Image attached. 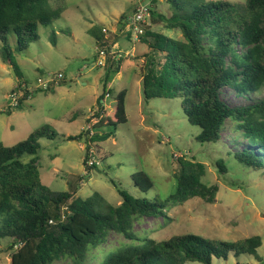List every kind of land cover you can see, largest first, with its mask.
<instances>
[{
  "label": "trees",
  "instance_id": "trees-1",
  "mask_svg": "<svg viewBox=\"0 0 264 264\" xmlns=\"http://www.w3.org/2000/svg\"><path fill=\"white\" fill-rule=\"evenodd\" d=\"M49 2L0 0L3 60L19 77L18 88L23 92L17 109H22L35 92H54L63 84L61 80L45 90L29 91L9 45V35L14 34L15 51L26 50L30 43L39 40L40 25H50L61 17L63 9H51ZM166 2L171 14L162 15L151 9L152 22H164L169 30H179L182 38H169L150 30L141 35L140 40L163 53L165 58L159 69L154 68L153 61L148 64L144 93L148 97L182 99L188 121L201 129L197 137L201 143L220 141L224 127L232 121L237 132L232 142L242 139L246 143L242 150L234 151V157L246 166L264 169V99L241 105L228 101L225 96L230 89L237 98L249 99L264 89V0L238 4L229 0ZM89 32L100 48L111 47L103 29L93 28ZM120 61L108 58L104 65L105 86L97 100L96 128L127 121L126 90L117 95L112 113L103 103L110 94L107 82L114 72H119ZM10 109L9 113L15 108ZM58 135L46 124L14 145L0 143V244L11 240L12 264H55L63 259L86 264L90 252L105 244L111 233L123 235L132 244L111 251L100 264H212L214 257L228 259L231 252L236 256L257 255L262 246L261 236L231 242L182 234L163 241L147 238L136 244L139 241L135 231L137 221L144 217H167L171 202L201 198L212 203L219 186L202 181L204 166L200 165L202 172H199L190 163H184L175 175L176 189L166 200L136 198L121 189L118 192L122 201L116 206L99 193L82 200L76 198L78 190L73 182H69L72 190L60 192L41 181L39 140H54ZM110 136V133L95 134L89 130L86 135L83 132L69 135L65 140L88 143L87 165L93 156L91 144L96 138ZM26 156L30 157L28 161L24 159ZM217 166L220 172H225L223 160ZM88 167L92 169L96 164ZM132 179L141 191L153 187L152 179L143 171L132 175Z\"/></svg>",
  "mask_w": 264,
  "mask_h": 264
},
{
  "label": "rangeland",
  "instance_id": "rangeland-1",
  "mask_svg": "<svg viewBox=\"0 0 264 264\" xmlns=\"http://www.w3.org/2000/svg\"><path fill=\"white\" fill-rule=\"evenodd\" d=\"M49 1L51 9H63L61 17L50 25H40L39 40L30 43L26 50L15 51L17 37L14 34L9 35V45L29 91L37 88L39 78L46 79L53 73L63 74V84L54 92H35L22 109L15 108L9 113L12 93L15 90L22 95L23 92L18 88L19 77L3 60L0 40V143L14 145L27 139L36 129L50 125L59 135L54 140H39L42 183L54 191L64 192L73 189L69 186V182H73L78 190L76 198L85 200L99 193L115 206L122 201L118 189L136 198L166 200L176 189L175 175L184 163H190L199 172L204 166L202 181L209 186H219L215 201L193 198L183 203H169L167 217H144L136 222L139 239L136 244L147 238L163 241L182 234L231 242L261 236L262 246L257 255L236 256L231 252L228 259L214 257L212 264H264V169L246 166L234 157V151L242 150L245 143L242 139L232 142L237 137L234 123L227 122L220 141L201 143L197 140L201 129L188 121L182 99L148 97L144 93L148 64L153 61L154 68L159 69L165 58L148 43L135 40L132 33L125 34L124 29L140 2L169 16L171 11L166 0ZM229 1L238 4L246 0ZM93 28L105 29L104 35L110 43L118 39L124 53L120 61L122 67L107 82L110 94L103 103L112 113L117 95L126 90L127 121L102 129L94 125L106 70L96 65L100 47L89 32ZM145 28L169 38H182L179 30H169L164 22L154 24L151 16ZM21 83L24 87V82ZM225 96L235 104H255L264 99V89L250 95L249 99L237 98L230 89ZM89 130L111 136L95 139L90 148L93 156L86 165L88 143L65 138L82 132L86 135ZM220 160L226 165L224 173L217 166ZM93 164L96 167L93 168ZM140 171L153 181L148 191H141L134 184L132 175ZM10 243L11 240L6 239L0 244V264H12ZM129 244L132 241L123 235L111 233L105 244L90 252L86 264H100L108 253ZM55 264L74 263L63 259Z\"/></svg>",
  "mask_w": 264,
  "mask_h": 264
},
{
  "label": "built area",
  "instance_id": "built-area-1",
  "mask_svg": "<svg viewBox=\"0 0 264 264\" xmlns=\"http://www.w3.org/2000/svg\"><path fill=\"white\" fill-rule=\"evenodd\" d=\"M150 16L151 9L149 7V4L144 2L138 3L133 10L132 17L127 19V24L125 25L124 33H132L134 35V39L139 40L141 35H143L145 32L147 20L148 18H150ZM103 32L106 33L107 31L103 29ZM123 55L124 53L122 52V50H115L113 46H111L110 48L108 46L99 48V56L96 61V65L104 66L108 58L117 61L123 58ZM63 77L64 76L61 73H53L46 79L39 78L37 88L45 90L48 88V86L52 84H58L59 81L63 79ZM25 88L27 87L25 86ZM20 96L22 95H19L17 92L12 93V108H16L19 105ZM51 223H53V221H51Z\"/></svg>",
  "mask_w": 264,
  "mask_h": 264
},
{
  "label": "crops",
  "instance_id": "crops-1",
  "mask_svg": "<svg viewBox=\"0 0 264 264\" xmlns=\"http://www.w3.org/2000/svg\"><path fill=\"white\" fill-rule=\"evenodd\" d=\"M122 33H123V31H121ZM124 34V33H123ZM118 36L116 35V38H117ZM105 39H108V36H105ZM109 44L111 45V46H113L114 48H115V50H122V48H121V44L118 42V39L116 40V42H109ZM122 67V66H121Z\"/></svg>",
  "mask_w": 264,
  "mask_h": 264
}]
</instances>
